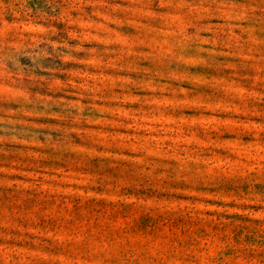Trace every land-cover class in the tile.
I'll use <instances>...</instances> for the list:
<instances>
[{"label": "rangeland", "instance_id": "1", "mask_svg": "<svg viewBox=\"0 0 264 264\" xmlns=\"http://www.w3.org/2000/svg\"><path fill=\"white\" fill-rule=\"evenodd\" d=\"M0 264H264V0H0Z\"/></svg>", "mask_w": 264, "mask_h": 264}]
</instances>
